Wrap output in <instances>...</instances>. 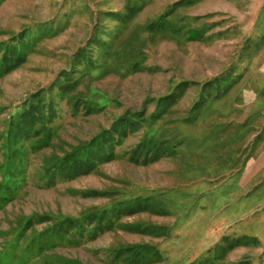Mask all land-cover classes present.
Returning a JSON list of instances; mask_svg holds the SVG:
<instances>
[{"label":"rangeland","instance_id":"obj_1","mask_svg":"<svg viewBox=\"0 0 264 264\" xmlns=\"http://www.w3.org/2000/svg\"><path fill=\"white\" fill-rule=\"evenodd\" d=\"M0 264H264V0H0Z\"/></svg>","mask_w":264,"mask_h":264}]
</instances>
